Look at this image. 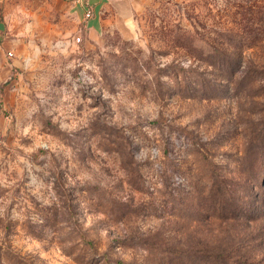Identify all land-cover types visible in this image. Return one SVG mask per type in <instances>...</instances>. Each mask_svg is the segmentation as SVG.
I'll return each instance as SVG.
<instances>
[{"label":"rangeland","instance_id":"1","mask_svg":"<svg viewBox=\"0 0 264 264\" xmlns=\"http://www.w3.org/2000/svg\"><path fill=\"white\" fill-rule=\"evenodd\" d=\"M0 264H264V0H3Z\"/></svg>","mask_w":264,"mask_h":264},{"label":"crops","instance_id":"2","mask_svg":"<svg viewBox=\"0 0 264 264\" xmlns=\"http://www.w3.org/2000/svg\"><path fill=\"white\" fill-rule=\"evenodd\" d=\"M3 0H0V3ZM77 19L87 28L95 31L103 26L106 10L123 0H64Z\"/></svg>","mask_w":264,"mask_h":264}]
</instances>
